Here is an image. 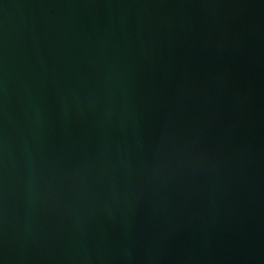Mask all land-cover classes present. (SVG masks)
<instances>
[{"label": "water", "instance_id": "water-1", "mask_svg": "<svg viewBox=\"0 0 264 264\" xmlns=\"http://www.w3.org/2000/svg\"><path fill=\"white\" fill-rule=\"evenodd\" d=\"M0 264H264V0H0Z\"/></svg>", "mask_w": 264, "mask_h": 264}]
</instances>
